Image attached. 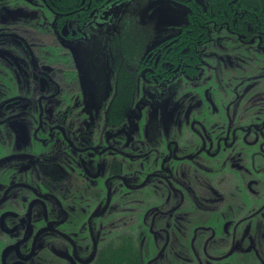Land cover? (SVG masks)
I'll use <instances>...</instances> for the list:
<instances>
[{"label": "flooded vegetation", "instance_id": "flooded-vegetation-1", "mask_svg": "<svg viewBox=\"0 0 264 264\" xmlns=\"http://www.w3.org/2000/svg\"><path fill=\"white\" fill-rule=\"evenodd\" d=\"M223 2L0 3L41 16L0 20V264H98L118 237L147 264L264 252V0ZM93 30L105 89L75 59Z\"/></svg>", "mask_w": 264, "mask_h": 264}, {"label": "rangeland", "instance_id": "rangeland-1", "mask_svg": "<svg viewBox=\"0 0 264 264\" xmlns=\"http://www.w3.org/2000/svg\"><path fill=\"white\" fill-rule=\"evenodd\" d=\"M27 13L28 16H32L33 19L29 20V22H35L39 26L41 24V16H37V12H34L32 9L24 10L20 7H1L0 8V20H12V19H19L21 14ZM128 12L131 15V19L134 21V25L138 23L139 17V5L137 3H131L128 5ZM36 15V17H35ZM134 29L135 27H129V31ZM100 35L97 31L93 30L87 33V36L78 38V42L75 44L77 48L75 49V59L79 66V71L82 75V79L84 83L88 84L91 89L93 88H102L105 89L107 87L106 78L107 72L105 68L104 62V54L102 48L99 47L101 45L100 42ZM94 41L92 47L89 41ZM65 53H68L67 50H64ZM60 68H66L64 63L59 64ZM1 70V69H0ZM127 112L131 116L138 115L139 113L136 111H132L130 109ZM159 113H151V120L150 123H154L156 125L158 123ZM121 226L118 228L120 229ZM132 229V228H131ZM152 256V254H150ZM241 256L239 257V259ZM257 254L250 257V261L254 262L257 260ZM250 264V262L248 263Z\"/></svg>", "mask_w": 264, "mask_h": 264}, {"label": "trees", "instance_id": "trees-1", "mask_svg": "<svg viewBox=\"0 0 264 264\" xmlns=\"http://www.w3.org/2000/svg\"><path fill=\"white\" fill-rule=\"evenodd\" d=\"M13 0H0V3L3 5H10ZM231 0H224L223 6L225 9V15L228 14V9L233 7V4L230 3ZM2 5V6H3ZM73 8V7H72ZM264 5H260L258 2V14H264ZM231 13V10L229 11ZM258 22H263V20L258 16ZM232 73V72H231ZM224 81L231 83V86H234V79L229 72H224ZM246 86L250 85L247 81L244 82ZM139 241V240H138ZM134 237L123 238L118 237L113 239L112 243L108 246L100 248L99 258L97 259L98 264H147L148 260L153 256L147 255L144 252L145 244L138 242ZM261 241V240H260ZM109 249V250H108ZM257 260L250 262V264H264V252H262L259 257L257 255ZM262 259V260H260Z\"/></svg>", "mask_w": 264, "mask_h": 264}]
</instances>
